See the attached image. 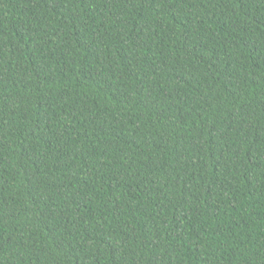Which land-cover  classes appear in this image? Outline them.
Wrapping results in <instances>:
<instances>
[{
	"label": "trees",
	"instance_id": "obj_1",
	"mask_svg": "<svg viewBox=\"0 0 264 264\" xmlns=\"http://www.w3.org/2000/svg\"><path fill=\"white\" fill-rule=\"evenodd\" d=\"M0 264H264V0H0Z\"/></svg>",
	"mask_w": 264,
	"mask_h": 264
}]
</instances>
